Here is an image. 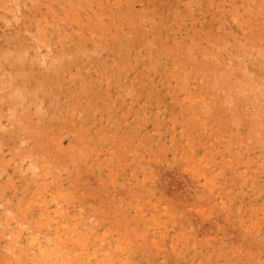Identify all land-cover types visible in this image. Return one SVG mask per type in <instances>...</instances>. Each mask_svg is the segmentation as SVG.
<instances>
[{
  "label": "rangeland",
  "instance_id": "1",
  "mask_svg": "<svg viewBox=\"0 0 264 264\" xmlns=\"http://www.w3.org/2000/svg\"><path fill=\"white\" fill-rule=\"evenodd\" d=\"M0 264H264V0H0Z\"/></svg>",
  "mask_w": 264,
  "mask_h": 264
},
{
  "label": "bare ground",
  "instance_id": "2",
  "mask_svg": "<svg viewBox=\"0 0 264 264\" xmlns=\"http://www.w3.org/2000/svg\"><path fill=\"white\" fill-rule=\"evenodd\" d=\"M9 97V96H8Z\"/></svg>",
  "mask_w": 264,
  "mask_h": 264
}]
</instances>
